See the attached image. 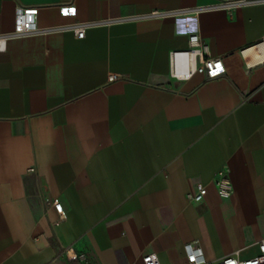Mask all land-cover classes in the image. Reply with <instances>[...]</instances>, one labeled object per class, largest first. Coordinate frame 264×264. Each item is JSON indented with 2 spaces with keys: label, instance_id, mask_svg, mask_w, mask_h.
<instances>
[{
  "label": "crops",
  "instance_id": "crops-1",
  "mask_svg": "<svg viewBox=\"0 0 264 264\" xmlns=\"http://www.w3.org/2000/svg\"><path fill=\"white\" fill-rule=\"evenodd\" d=\"M217 1L0 0V34L19 6L38 9L39 28L63 27L0 51V264H144L149 252L189 264L193 242L205 264L259 254L264 62L248 72L241 50L264 51V3L171 12ZM121 17L137 18L99 24ZM194 33L222 57L220 77L170 74V51ZM224 165L229 198L214 182ZM198 183L207 194L190 201Z\"/></svg>",
  "mask_w": 264,
  "mask_h": 264
},
{
  "label": "built area",
  "instance_id": "built-area-1",
  "mask_svg": "<svg viewBox=\"0 0 264 264\" xmlns=\"http://www.w3.org/2000/svg\"><path fill=\"white\" fill-rule=\"evenodd\" d=\"M264 3V0H219L215 3L198 5L186 9H177L171 11L175 14H200L209 11L224 10L228 14L233 15L235 11L244 6ZM165 12L161 10L152 11L148 16H162ZM38 9L36 7L19 6L16 10L15 27L10 33L0 34V51L7 47V40L10 37H22L35 33H45L49 31L60 30L63 27H55L43 29L37 25ZM137 17H121L100 21L99 24H109L115 22L126 21ZM87 23H79L71 25L78 37H84L86 33ZM190 46L184 50H173L169 53L170 74L178 79H189L194 73H204L209 79L220 77L226 72V67L222 57L212 56L208 52V44L202 41L199 34L194 33L189 37ZM262 41L260 44H263ZM241 54L245 60L246 70L249 72L255 66L264 62L263 47L259 44L256 46L246 47L241 50ZM115 74H111L109 79L114 80ZM30 170H34L31 168ZM214 182L217 186L219 195L222 198L231 197L234 187L230 178L229 167L224 165L221 167L215 177ZM207 187L202 183H198L194 191L187 193L190 201L199 202L203 200L207 194ZM53 205L61 217L65 216L63 204L59 199L53 200ZM187 260L189 264H205L202 249L195 243H189L187 246ZM259 254L244 260H240L235 254L228 255L214 262L213 264H264V237L259 243ZM64 253L70 258L86 259L85 254L77 255L72 249H65ZM144 264H162L159 255L156 252H149L143 255Z\"/></svg>",
  "mask_w": 264,
  "mask_h": 264
}]
</instances>
